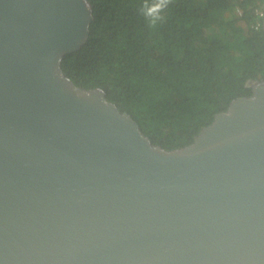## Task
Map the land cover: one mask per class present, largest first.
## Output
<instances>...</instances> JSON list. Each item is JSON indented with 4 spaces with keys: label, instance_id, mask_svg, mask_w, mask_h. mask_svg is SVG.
<instances>
[{
    "label": "water",
    "instance_id": "95a60500",
    "mask_svg": "<svg viewBox=\"0 0 264 264\" xmlns=\"http://www.w3.org/2000/svg\"><path fill=\"white\" fill-rule=\"evenodd\" d=\"M94 16L0 0V264H264V79L167 148L64 69Z\"/></svg>",
    "mask_w": 264,
    "mask_h": 264
},
{
    "label": "trees",
    "instance_id": "16d2710c",
    "mask_svg": "<svg viewBox=\"0 0 264 264\" xmlns=\"http://www.w3.org/2000/svg\"><path fill=\"white\" fill-rule=\"evenodd\" d=\"M88 40L65 55L80 85L101 86L153 141L175 148L193 141L232 99L264 79V0H169L155 25L145 0H91ZM153 4L156 0H147Z\"/></svg>",
    "mask_w": 264,
    "mask_h": 264
},
{
    "label": "clouds",
    "instance_id": "9594fccd",
    "mask_svg": "<svg viewBox=\"0 0 264 264\" xmlns=\"http://www.w3.org/2000/svg\"><path fill=\"white\" fill-rule=\"evenodd\" d=\"M169 0H156L155 3L149 4L145 0L144 5L141 8V14L145 16L148 22L155 25L160 19H162L161 13L167 6ZM85 6L87 7V0H85Z\"/></svg>",
    "mask_w": 264,
    "mask_h": 264
},
{
    "label": "built area",
    "instance_id": "2783aa9c",
    "mask_svg": "<svg viewBox=\"0 0 264 264\" xmlns=\"http://www.w3.org/2000/svg\"><path fill=\"white\" fill-rule=\"evenodd\" d=\"M256 11H257V14H258V16L260 17V20H261V22H258V23L256 24V27H259V25H261V23H262V19L264 18V5L258 7V8L256 9Z\"/></svg>",
    "mask_w": 264,
    "mask_h": 264
},
{
    "label": "bare ground",
    "instance_id": "6f19581e",
    "mask_svg": "<svg viewBox=\"0 0 264 264\" xmlns=\"http://www.w3.org/2000/svg\"><path fill=\"white\" fill-rule=\"evenodd\" d=\"M263 20H264V18L262 19V24H263Z\"/></svg>",
    "mask_w": 264,
    "mask_h": 264
}]
</instances>
